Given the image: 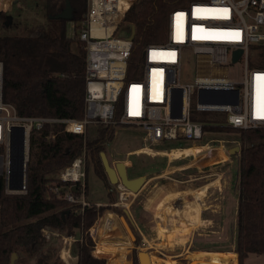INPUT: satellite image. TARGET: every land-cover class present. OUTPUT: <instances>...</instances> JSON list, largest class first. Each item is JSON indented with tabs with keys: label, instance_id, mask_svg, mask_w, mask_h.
Masks as SVG:
<instances>
[{
	"label": "built area",
	"instance_id": "built-area-1",
	"mask_svg": "<svg viewBox=\"0 0 264 264\" xmlns=\"http://www.w3.org/2000/svg\"><path fill=\"white\" fill-rule=\"evenodd\" d=\"M136 1L87 2L78 32L87 52L85 113L81 119L19 114L12 104L3 101V62L0 61V179L4 181L5 193H27L31 135L46 123H63L66 131L82 134L85 139L102 125L131 124L146 131L147 146L168 140L199 141L205 134V125L222 124L239 129L264 126V0H191L188 5L189 0H176L178 5L168 16L167 41L145 45L140 76L127 78L136 36L131 40L121 35V31H130L131 24H135L126 16ZM236 50L242 52L234 60ZM187 53L193 54L198 71L193 82H183L181 77ZM236 62L244 64L241 82L222 71ZM202 89L226 91L231 101L201 102ZM235 90H239L237 103L232 102ZM180 91L181 107L174 108ZM194 111L220 114L224 121L193 120ZM15 127L23 129L22 134ZM21 137L23 147L18 150L15 142ZM19 157L22 167L16 168L14 160ZM20 181V188L13 187ZM75 185L77 189L73 190ZM52 186L57 195L72 204H80L81 211L91 205L86 198V151L59 172ZM118 191L120 201L116 206L133 193L122 183L118 184ZM43 233L47 241L61 235V231L50 226H45Z\"/></svg>",
	"mask_w": 264,
	"mask_h": 264
},
{
	"label": "trees",
	"instance_id": "trees-1",
	"mask_svg": "<svg viewBox=\"0 0 264 264\" xmlns=\"http://www.w3.org/2000/svg\"><path fill=\"white\" fill-rule=\"evenodd\" d=\"M70 1L74 10L71 21L79 29L88 0ZM25 3L34 11L43 12L46 21L31 27L27 34L0 35L3 101L12 104L21 115L81 119L85 113L87 52L78 32L73 38L68 36L69 20L54 18L64 9L66 0H25ZM177 5L176 0H137L132 6L126 18L136 24L137 35L128 61L127 78L139 72L142 61L135 59L138 49L149 43L167 41L168 16ZM19 22L22 21L19 19ZM26 24L25 21L27 27ZM120 108L121 98L117 115ZM198 113H192L193 120L224 121L218 116L211 119ZM116 129L113 125H102L93 139H85L82 134L66 131L63 123L50 122L32 132L27 193H5L4 181L0 179V264H11L14 252L16 264H30V258L34 257V264H60L58 260H51L57 253L55 246L44 249L49 242L43 233L45 226L78 236L75 264H106L109 254L100 250L103 244L97 247L99 252L95 251L97 243H93L89 230L107 210L123 211L113 204L116 191L109 192L111 204L91 203L81 211L80 204H72L57 195L52 185L59 172L86 151L87 177L92 165L95 174L111 187L101 153H107V143L114 139ZM218 132H237L242 142L238 159L235 251L239 264H244L251 253L264 254V126L253 129L222 124L204 126V136ZM133 264H139L138 249H134Z\"/></svg>",
	"mask_w": 264,
	"mask_h": 264
},
{
	"label": "rangeland",
	"instance_id": "rangeland-1",
	"mask_svg": "<svg viewBox=\"0 0 264 264\" xmlns=\"http://www.w3.org/2000/svg\"><path fill=\"white\" fill-rule=\"evenodd\" d=\"M190 1L191 0L187 2V5ZM21 11H23V16L21 15V17H19L20 15L17 14ZM9 16H12L10 20ZM19 18L21 21H24V24L25 20L27 24L43 23L45 20V15L43 14V12L38 11L37 9L35 11L33 9L31 10L25 3V0H0V35L24 33L26 30V26H9L11 24L18 25ZM125 26L126 22L121 26V29ZM76 32H79V29H75L74 21L69 20L67 23L68 36L73 38ZM144 48L145 46L136 51L135 59L137 62H139V60L142 61ZM222 71L228 74L229 77L234 79L236 82H241L244 79L245 69L242 62L230 63L228 65V68L223 69ZM197 73L198 71L194 56L191 53H187L184 56L182 62V81L193 82ZM140 74L141 67L139 66V72L134 73L132 77H139ZM195 104L196 97L194 96L193 108L195 107ZM198 114L201 116L205 114L208 118L211 119L216 116H218V118H221L219 117L221 116L220 114ZM96 134L97 130L93 129L89 133L88 138L93 139ZM146 135V131L141 127L131 124H123L117 126L114 139L107 143L106 154L110 160V163L115 164L117 160L124 161L127 163L130 169L128 170L129 176H148V179L144 184V186L146 185V187L142 192L131 193L127 197V199L122 201V204H119V207L125 208L130 213V216L132 217L136 228L131 225L129 219L124 213H122L120 210L115 211L116 213H118V217L119 215L120 217H123L124 221L130 228L133 237L131 240L132 242L128 244H110L117 241H99L100 237L106 230L105 216L108 212L107 210L104 215L96 221L93 230L89 231L90 235L93 238V243L103 244L100 248H108L109 251L106 252L110 254L109 258L112 256L113 252H116L122 258V254L118 251L125 252V258L123 259L125 261L124 264H133L132 258L134 249H138V251H147L149 252L150 256H156L163 260H176L179 264H230L229 260L219 257L216 258V260L219 258L218 261L212 263L210 259L211 254L201 253L199 252V250H193L200 247L206 250H224L236 246L237 211L239 202V166L236 159H239V153L241 151L242 145V142L238 139V133H213L210 135H205L203 139L196 141L195 143L191 141H184V143H182L179 140H168L165 142L168 147L171 145L183 146L186 144L199 145L200 143L206 141H212V139L214 138L217 140L216 142L212 141L211 144L217 146L224 145L228 148V150L231 149L230 156L231 159H233L231 172L234 179V181L232 182V186L225 189L222 195H216L215 197L206 194L207 191L206 193L203 192L199 199L200 202L198 203L197 201L196 203L198 211L195 210V208H192L196 206H194V203H190V200L193 196L194 199L195 196L196 198L199 197V193L195 194L196 192H193V190L191 191L190 189L196 188L201 185L198 184L199 181H193L190 183L185 182L186 178L188 177L184 173V171L179 172L177 170V172H170L172 168L171 166L175 164L174 159H176V157L178 156L190 154L192 152L198 155L197 158L200 161H203L205 159L204 157L206 155H203V153L213 155L219 153V159H223L225 158L226 152L220 147L209 148V146L205 145L201 148L193 147L192 149H185L184 151H171L170 149H168L169 152L168 154H166L165 150L164 152H161L163 150L157 149L158 146L156 145L152 147L145 145ZM181 143L182 145H180ZM149 147L151 149H149ZM237 147L238 149H236ZM157 150H160V153H157ZM169 160L171 161L170 165H168ZM188 160L189 158L185 157L179 162H185ZM160 172L161 174L164 173L165 175L159 176ZM197 174H199V172ZM171 178H176L175 181L176 183H178L177 185L175 184V188L178 189V191L175 190L174 192H183L181 194H178L177 197L175 196V198L171 196L172 199L168 200L164 194H161V187H163L164 185L161 183H166V181H170ZM177 179L181 180L182 182H178ZM87 185L88 195H86V198L89 201L95 199H106L108 190L102 183V180L96 176L94 167L92 165L88 169ZM111 188L116 191L115 198L116 201L119 202L120 196L118 191V184H113L111 182ZM183 195H187V199L185 202L183 200L179 201V198L183 197ZM177 200L184 203V205L181 206L177 204L176 207ZM156 201L157 203H155ZM152 204H154L155 206ZM165 227H167L168 229ZM63 235L68 236L67 234L63 233L54 241H49L44 249H47L49 245L55 246L57 249V253L53 255L51 260H58L60 264H75V237L73 236L72 238H70L71 240H68L63 237ZM192 238L194 239V241H192ZM143 240L146 241L145 244H143ZM90 248L94 253V251L92 250L93 248ZM195 253L203 254L204 257L196 259L197 261H194L192 259L190 260V257H193ZM235 254L236 260L233 264H239V262L237 261L238 253ZM126 259L128 260V262ZM35 262L36 257L30 258V264H34ZM107 263L108 261L106 262V264ZM244 264H264V254L251 253L245 260Z\"/></svg>",
	"mask_w": 264,
	"mask_h": 264
},
{
	"label": "crops",
	"instance_id": "crops-1",
	"mask_svg": "<svg viewBox=\"0 0 264 264\" xmlns=\"http://www.w3.org/2000/svg\"><path fill=\"white\" fill-rule=\"evenodd\" d=\"M22 1H24V0H22ZM31 9V8H30ZM32 10V9H31ZM23 11H21V12H19L17 15H20L19 17H21V15L23 16V13H22ZM21 13V14H20ZM12 18V16H9V20ZM20 19V18H19ZM23 20V19H22ZM26 21V20H25ZM45 21H46V18H45V20H44V22L43 23H30V24H26L27 25V27H26V30H25V32L24 33H22V34H27V32L31 29V27H33V26H36V25H43V24H45ZM8 24V23H7ZM16 26V27H23V26H25V24H24V21H22V23H18V25H16V24H11V25H9V26ZM16 34H19V33H16ZM14 35V34H13ZM184 141H187V140H181V142L182 143H184ZM189 141V140H188ZM166 142V141H165ZM165 142H163V143H161V144H158V145H156V146H158V148L157 149H160V150H163V151H161V152H164V150H165V153L166 154H168V152H169V150L168 149H170L171 151H174V150H178V151H184L185 149H192L193 147H203V146H205V145H207V146H209V148H222L225 152H226V155H225V158H223V159H219V157L218 156H220L219 155V153H216V154H204L203 153V155H206L203 159V161H200L198 158H197V154H195V153H190V154H184V155H182V156H178V157H176V159H174L175 161V164L173 165V166H171L172 168H171V170H170V172H177V170L179 171V172H182V171H184V173L187 175V177L188 178H186V180H185V182H188V183H190V182H193V181H199L198 182V184L199 185H201V186H198V187H196V188H189L191 191L193 190V192L195 191L196 193L195 194H198L199 193V197H197L196 198V196H195V199H194V196L192 197V199L190 200V203H194V206H196V203H197V201H198V203L200 202L199 201V199H200V197H201V194L203 193V192H205L206 193V191H207V193L206 194H208L209 196H213V197H215L216 195H222L223 194V192L225 191V189H227V188H230L231 186H232V182L234 181V179H233V176H232V172H231V170H232V164H233V159H231V156H230V150H228V148L226 147V146H224V145H220V146H217V145H213V144H211V142L212 141H209V142H207V143H200L199 145H191V144H186V145H183V146H177V147H167V145L165 144ZM182 143L180 144V145H182ZM193 143H195V142H193ZM188 145V146H187ZM152 147V146H151ZM150 148V147H149ZM151 149V148H150ZM160 150H157L156 152L157 153H160ZM152 151H154V150H152ZM225 152H224V154H225ZM223 154V153H222ZM228 156V157H227ZM185 157H188L189 158V160L188 161H185V162H179L181 159H183V158H185ZM227 158V159H226ZM237 160V164H238V158L236 159ZM118 161H121V160H117L116 162H118ZM177 161V162H176ZM115 162V163H116ZM194 162H196V163H194ZM127 164V163H126ZM171 164V161L169 160V162H168V165H170ZM128 170H130L129 169V167H128ZM199 172V174H197ZM200 173H202V174H200ZM184 174V175H185ZM163 175H165L164 173H162L161 174V172H160V174H159V176H163ZM97 176V175H96ZM158 176V177H159ZM98 177V176H97ZM130 177H132V176H130ZM101 179V178H100ZM102 180V179H101ZM176 178H171V180L170 181H166V183L165 182H162L161 184H164L163 185V187H161V194L163 195H165L166 197H167V199L168 200H170V199H172V197H174L175 198V196L177 197V195L178 194H181L182 192H179V193H176V192H174L175 190H177L178 191V189H176L175 187H176V185L178 184V183H176ZM177 181L178 182H182L181 180H178L177 179ZM203 181V182H202ZM219 181V182H218ZM102 183L104 184V186L107 188V190H108V193H107V197H106V199H95V200H90V202L91 203H96L98 206H100V205H109V204H111L112 202H111V198H110V195H109V192H110V190L112 189L111 187H108V186H106L105 185V183L103 182V180H102ZM176 184V185H175ZM215 184V185H214ZM160 185V184H159ZM158 185V186H159ZM213 186H215V187H213ZM146 187V185L145 186H143L142 187V189L139 191V193L140 192H142L143 191V189ZM203 187V188H202ZM209 188V189H208ZM138 193V194H139ZM88 195V194H87ZM194 195V194H193ZM172 196V197H171ZM186 199H187V195H183V197H180L179 198V201L180 200H183L184 202L186 201ZM215 199V198H214ZM178 201V200H177ZM176 201V207H177V204L178 205H184V203H182V202H177ZM213 201V200H212ZM115 203H117V201L115 202ZM115 203H113V204H115ZM155 203H157V201L155 202ZM181 203V204H180ZM152 205H154V204H152ZM155 206V205H154ZM172 207V206H171ZM192 208H195V210H197L198 211V207L196 206V207H192ZM108 211H113V212H115L114 210H108ZM122 213H124L125 215H126V217L129 219V221H130V223H131V225L134 227V228H136V226H135V224H134V221H133V219H132V217L130 216V213L125 209V208H123V211H122ZM116 214H118V213H116ZM120 214V213H119ZM122 215V214H121ZM197 215V214H196ZM94 227V226H93ZM93 227H91L90 228V230H93ZM165 228H167V227H165ZM168 229V228H167ZM89 230V231H90ZM63 233L61 232V235H62ZM60 235V236H61ZM68 236H70V237H68ZM68 236H65V235H63V237H65L66 239H68V240H71L70 238H72L73 237V235H68ZM75 237V242H77V237L76 236H74ZM58 238V237H57ZM57 238H55V239H57ZM73 240V239H72ZM192 241H194V239L192 238ZM116 243V242H115ZM115 243H110V244H115ZM117 244V243H116ZM119 244H121V243H119ZM100 244H96V248H95V251L96 252H99V251H97V247L99 246ZM102 245V244H101ZM113 248V247H112ZM92 250H94V248L92 249ZM112 250V249H111ZM110 250V251H111ZM197 250H199V252H201V253H228V252H235V253H237L236 251H235V246L233 247V248H229V249H224V250H206V249H204V248H197V249H194L193 251H197ZM219 251V252H218ZM105 253H107L106 251H104ZM210 253V254H211ZM234 253V254H235ZM190 255H191V252H190ZM190 255H189V257H190ZM198 255H203V254H198ZM238 255V254H237ZM109 256H110V254H109ZM204 257V256H203ZM202 257V258H203ZM103 258V257H102ZM111 258V257H110ZM110 258H108L109 260H107L108 261V264H112V263H110ZM201 258V257H200ZM219 258H222V257H219ZM219 258L216 260V261H218L219 260ZM192 259V257H190V260ZM197 259H199V258H197ZM238 259H239V256L237 257V261H238ZM127 260V259H126ZM132 260H133V258H132ZM193 260V259H192ZM207 260H209V259H207ZM228 260V259H227ZM235 260H236V258H235ZM76 261V260H75ZM232 261V260H231ZM127 262H128V260H127ZM239 262V261H238ZM114 264H120V263H114Z\"/></svg>",
	"mask_w": 264,
	"mask_h": 264
},
{
	"label": "water",
	"instance_id": "water-1",
	"mask_svg": "<svg viewBox=\"0 0 264 264\" xmlns=\"http://www.w3.org/2000/svg\"><path fill=\"white\" fill-rule=\"evenodd\" d=\"M74 16V10L73 6L71 4L70 0H66V4L64 9L58 13L57 15L54 16V18H62V19H67V20H72ZM130 31L127 30H122L121 35L129 37L131 40L135 39L136 36V25L131 24L130 26ZM241 50H236L234 53V60H237V58L241 54ZM235 97L232 102H238L239 101V90H235ZM180 93V99L174 101V108L176 107H181L182 104V99H181V91ZM199 99L201 102L204 101H210V102H226V101H231L226 97V91H211V90H204L202 89L199 93ZM14 130H20L21 134L23 132V129L19 127H15ZM23 147V138L21 137L20 140L15 142V148L18 150H21ZM238 149V147L236 148ZM102 156V161L105 166V170L107 172L109 180L113 184H119L122 183L128 190L132 192H139L144 184L146 183L148 176L147 175H139L136 177H130L128 174V165L124 161H118L115 164L110 163V160L105 152L101 153ZM14 165L16 168H21L22 167V158H15L14 160ZM13 187L15 188H20L21 187V181L18 185H14ZM1 182H0V196H1ZM77 186H73V190H76ZM148 254L149 252L147 251H138V259H139V264H149L148 261ZM17 259V253L14 252L12 257H11V264H15V261Z\"/></svg>",
	"mask_w": 264,
	"mask_h": 264
},
{
	"label": "bare ground",
	"instance_id": "bare-ground-1",
	"mask_svg": "<svg viewBox=\"0 0 264 264\" xmlns=\"http://www.w3.org/2000/svg\"><path fill=\"white\" fill-rule=\"evenodd\" d=\"M98 33H100L98 31ZM147 148V147H145ZM150 149V148H149ZM105 225L106 230L103 233V235L100 237L99 241H106V242H112L117 241L116 243H131L132 241V233L130 231V228L128 227L127 223L124 221L123 217L116 214V212L108 211L105 216ZM119 240V241H118ZM121 241V242H120ZM115 243V242H113ZM101 251H109L108 248H100ZM122 254V258L117 254L116 252L112 253V256L110 258V262L112 264L114 263H120L124 264V258H125V252L118 251ZM219 252V251H218ZM211 253V252H210ZM209 253V254H210ZM203 257V255H198L195 253V255L192 257V259L195 261L197 258ZM217 257H222L224 259H228L230 264H233L235 262L236 254L234 252H228V253H211V261L212 263L216 262ZM123 260V262H122ZM232 260V261H231ZM148 261L149 264H179L176 260H163L156 256H150L148 254ZM197 261V260H196Z\"/></svg>",
	"mask_w": 264,
	"mask_h": 264
}]
</instances>
